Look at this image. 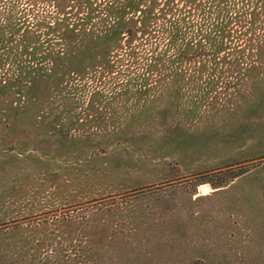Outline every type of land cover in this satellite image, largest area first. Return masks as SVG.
Wrapping results in <instances>:
<instances>
[{"label": "rangeland", "instance_id": "obj_1", "mask_svg": "<svg viewBox=\"0 0 264 264\" xmlns=\"http://www.w3.org/2000/svg\"><path fill=\"white\" fill-rule=\"evenodd\" d=\"M193 2L0 0V264H264V0L144 66L140 20Z\"/></svg>", "mask_w": 264, "mask_h": 264}, {"label": "trees", "instance_id": "obj_2", "mask_svg": "<svg viewBox=\"0 0 264 264\" xmlns=\"http://www.w3.org/2000/svg\"><path fill=\"white\" fill-rule=\"evenodd\" d=\"M228 1L230 2V0H196L182 7L172 3L171 7L169 5L166 8L168 13L164 18L155 19L156 22L151 21L150 24L153 27H148L149 20L153 19L143 17L139 23L143 29L152 32L147 37L150 38L149 41L154 39L155 45L150 49H148L150 45L147 44L139 47L141 49L139 59H146L144 66L149 67L148 64L156 63L159 57L167 54V62L171 61L170 63L175 65L193 66L194 68L201 66L208 57L209 60L213 58H215L214 61L218 60L219 51L235 44L231 42V37L227 39L225 35L227 33L238 35L246 32L248 29L243 25H248L250 28L254 22L253 18H256L254 14L258 10L254 0H242L243 6L248 3L251 6L250 13L243 17L244 11L238 10L239 4L237 9L235 6L231 8L225 5ZM259 2L260 0H256V3ZM113 22L115 24L116 20ZM144 39L142 40L147 42ZM161 47L165 48V52L158 55L156 49L160 50ZM134 49L132 46L128 47L130 53Z\"/></svg>", "mask_w": 264, "mask_h": 264}]
</instances>
